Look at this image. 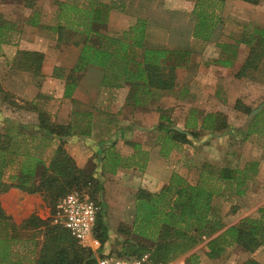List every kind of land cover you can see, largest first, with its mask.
<instances>
[{
	"label": "crops",
	"instance_id": "crops-1",
	"mask_svg": "<svg viewBox=\"0 0 264 264\" xmlns=\"http://www.w3.org/2000/svg\"><path fill=\"white\" fill-rule=\"evenodd\" d=\"M100 1L104 2H94ZM125 1V15L122 12L125 26L118 30L116 22L109 18L111 33H119L142 18L147 21L146 38L150 46L191 52L188 65L177 67L174 72L173 89L155 90L149 98L143 97L142 103L134 101L132 85L128 82L120 87L104 86L105 70L100 66L88 65L82 71H72L80 57L81 35L66 45L63 40L65 34L59 36L56 31L54 34H34L35 29L48 24L44 13L41 19L40 13L16 15L11 19L22 25L19 39L31 45V49L26 50L44 54L43 76H36L19 66L21 49L18 41L10 40L3 45L0 54L2 88L9 90L21 104L24 101L39 102L54 123L66 127V132L59 136L48 135L45 129L34 124L27 125L22 132L29 136H50L59 143L65 140L64 149L77 166L92 170L100 185L97 199L108 236L102 243L101 252L113 255L122 250L137 253L146 248L153 252L157 248L161 224L147 223L142 230L154 233L156 241L152 239L151 245L135 239V236L145 238L138 229L139 202L157 198L155 212L162 217L174 205L178 189L185 185L196 186L204 180V187L213 194L211 210L227 224L226 199L233 193L239 199L237 203L241 204V196L246 192L239 193L237 180H220L219 169L243 170L255 161L257 165L251 184L264 185V58L257 69L243 76L237 75L251 51V45L241 41L243 30L246 24L264 27V8L260 4L239 0V3L252 7L249 15L244 17L245 22H241L239 32L224 37L218 27L211 38L204 41L193 35L191 9L188 13L169 8L167 0ZM26 6L34 7L31 2ZM32 20L38 25H32ZM46 27L52 29L55 25ZM66 31L72 32L68 28ZM48 37L54 41L53 50L45 44ZM235 40H240V43L233 64L224 66L218 61L226 58V51L221 46ZM65 45L73 53L69 59H64L62 49ZM71 73L77 77L76 86L70 96H65ZM238 102H241V108L237 107ZM255 102L260 104L254 108ZM2 105L1 100L0 132L6 119L1 113ZM209 114H215L216 123L221 126L203 127L204 118ZM260 120L263 124L259 123ZM162 122L165 123L164 128L161 127ZM171 128L188 133L189 141H179ZM191 132H196L197 136L193 137ZM261 207L264 205H257L256 201L249 213L258 214ZM225 228L210 237L203 236L189 248L170 250L163 260L154 264H186L184 260H189L196 253L201 255V264H224L220 257H208L207 248L209 241ZM240 247L234 244L229 248L242 252ZM226 252L221 256L223 259ZM245 253L246 260L254 258L264 264V248ZM35 262L0 260V264Z\"/></svg>",
	"mask_w": 264,
	"mask_h": 264
},
{
	"label": "trees",
	"instance_id": "trees-1",
	"mask_svg": "<svg viewBox=\"0 0 264 264\" xmlns=\"http://www.w3.org/2000/svg\"><path fill=\"white\" fill-rule=\"evenodd\" d=\"M251 4H262L264 0H242ZM226 0H196L193 15L195 23L193 35L197 39L207 41L216 31L221 23V16L218 13ZM60 22L55 29L59 36H63L65 28L74 30L84 36L80 57L72 71H82L88 65H97L105 70L103 80L104 86L120 87L128 82L132 85L133 98L136 103H142V98H149L156 90H171L175 86V70L177 67L186 66L189 63L191 52L188 50H173L162 47L150 46L147 43V21L139 18L128 30L121 33H109L102 31L108 16L96 8H79L71 6L67 2L59 3ZM75 16V17H74ZM61 19L65 23L61 22ZM36 26L37 22L31 21ZM5 25H0V42L6 41ZM242 42L251 45L250 54L246 62L238 71L239 76L246 75L250 70L258 68L259 62L264 58V27L249 24L242 35ZM238 43H224L221 47L226 51L225 60H218L224 66H231L233 58L237 54ZM141 50L139 54L137 51ZM44 54L32 50H20L18 64L21 68L33 72L36 76H43L42 66ZM56 72V71H55ZM77 77L75 74L68 76L65 96H70L76 86ZM0 91L5 93V100L10 97L0 83ZM7 97V98H6ZM12 97V95H11ZM11 104H16L11 101ZM33 111L38 113V122L34 125L45 129L48 135L57 136L66 132V127L54 123L46 110L37 106L35 101L30 104ZM241 108V102L237 104ZM216 115L209 114L204 118L203 127L217 128ZM13 121V120H11ZM18 127L19 131L24 130L29 123H13L6 132H0V197L12 188H17L27 194L43 193L46 202L54 205L56 198L67 193L73 187H80L89 182H97L93 172L89 168L81 169L74 159L64 149L65 140H61L55 150V155L49 165L44 160V150L49 146L53 137L31 135L35 139L33 148L26 149L23 156L22 166L16 175V182L5 179L7 167L11 163V156H17L19 149H13V140L17 135L12 132V127ZM161 127H165L162 122ZM175 137L181 142H188V133L171 128ZM193 137L196 132H191ZM257 162L247 164L245 169L220 168L219 179L237 180L239 193L243 194V185L252 175L248 172L255 171ZM12 179L14 176L11 177ZM204 180L198 185H185L178 189V196L171 210L159 217L154 211L146 223L161 224L160 233L157 236V248H146L138 253L141 256L151 253L153 262L163 260L164 256L172 250L189 248L202 239L203 236L210 237L219 230L225 228L220 234L212 238L208 243L207 255L210 258H219L227 248L240 245L247 251H255L263 244L261 239L264 233V207L259 208V216H247L240 223L227 226L221 217L211 209L213 194L204 187ZM100 189V185L98 184ZM99 190H97L98 192ZM1 201V200H0ZM144 202L147 209L157 210L155 202ZM139 219V216H138ZM15 224L14 216L5 211L0 203V259L7 260L11 252V241L14 239L13 229L19 228ZM21 227H44V241L39 257L34 264H98L97 258L91 249L81 246L71 235L68 229L61 225L53 224L51 219H42L32 214L21 223ZM96 236L101 243L108 239L107 228L103 223L102 215H98ZM139 234L147 239H154L153 232L139 231ZM155 240V241H156ZM154 241V240H152ZM144 245V244H143ZM146 246V245H144ZM149 250V251H148ZM242 264H262L254 258L247 259Z\"/></svg>",
	"mask_w": 264,
	"mask_h": 264
},
{
	"label": "rangeland",
	"instance_id": "rangeland-1",
	"mask_svg": "<svg viewBox=\"0 0 264 264\" xmlns=\"http://www.w3.org/2000/svg\"><path fill=\"white\" fill-rule=\"evenodd\" d=\"M95 0H0V25H5L8 27L6 30L7 36L5 42H0V54L3 50V45L8 43L10 40L18 41L19 49L26 50L31 49V45L25 43L26 41L19 39V33L21 34V24H17L11 21L12 18H14L16 15L20 16H27V14L31 13V16L35 13H44L45 21L48 23L46 26H58L60 19H59V3L61 2H67L71 6H78L79 8H96L101 10L102 12H105L106 15L109 18H112L116 24V29H122L120 27L125 26V19L122 16V12L124 14L125 10V0H102L106 2H94ZM31 2L34 7L29 8L28 3ZM169 8L177 9L179 11H186L188 13L189 9H191V13L193 12L196 0H167ZM127 4V3H126ZM177 6V7H176ZM186 6V7H185ZM264 8V3L260 4ZM28 8V9H27ZM186 8V9H185ZM252 7H248L246 5H243L242 3H239V0H226L224 3L222 9L218 12L222 18L221 23L216 27V29L219 27L221 29L219 32L224 36H231L234 33L239 32V26L241 22H245L244 17H247L249 15V12H251ZM57 11L55 12V10ZM35 10V12H33ZM33 12V13H32ZM125 15V14H124ZM75 17V16H74ZM192 21L195 23V16L191 15ZM57 22V24H56ZM61 22L65 23L61 19ZM54 24V25H52ZM135 24V23H134ZM117 25V26H116ZM133 24H130L127 29L130 28V26ZM43 27L40 29H35L34 34L40 35L41 32L43 35L47 32H51V34H54L56 30L48 29L47 27ZM248 25L246 24L245 29ZM111 27L108 25V21L101 27L102 31H108L111 33ZM69 29V28H68ZM245 29L243 32H245ZM71 30V29H69ZM123 30V31H125ZM72 32L68 33L66 31V28L64 30V41L66 42V45L71 44V42L76 39L79 36L80 33L74 32V30H71ZM121 31V32H123ZM39 32V33H38ZM57 32V31H56ZM119 32V33H121ZM75 34V35H74ZM112 34V33H111ZM118 34V33H117ZM81 35V34H80ZM82 43L84 42V36L81 35ZM62 40V41H63ZM54 41L48 37V40L45 41V44L49 47L51 50H53ZM64 46L62 49V52L65 53L64 59H69L73 53L69 52V49L67 46ZM139 52V51H137ZM75 53V52H74ZM141 53V51H140ZM139 53V54H140ZM62 54V53H61ZM53 60V59H52ZM5 90V89H4ZM10 94V97L5 100V93H2L0 91V101H3V105L1 107V113L5 116V123L2 132H6L11 128L12 122L15 121L16 123H29L30 125H33L37 123L38 120V113L36 111H33L31 108L32 101H24V104H21L15 99V96L11 94L9 90H5ZM12 95V97H11ZM11 101H15L16 104H11ZM261 102V101H260ZM260 102H255L252 107H258ZM38 107L43 108L42 105L39 104V102H36ZM42 104V103H41ZM264 118V115H263ZM53 119V118H51ZM13 120V121H11ZM13 122V123H15ZM259 123L263 124V121L260 120ZM14 126V125H13ZM27 126V125H26ZM12 132L17 135L16 138L13 140V149H19V154L16 156H11V163L7 167V171L5 173V179L9 182L15 181L16 182V175L18 174L21 166L22 161H24L26 158L23 156V152L26 151V149L33 148V144L35 139H33L32 136L26 135V133H23L22 131L18 130V127H12ZM37 137H41V135H37ZM61 142V140H60ZM59 142L56 140H51L49 146L44 150V160L47 165L50 164L52 161L55 151L54 148L59 146ZM264 144V143H263ZM264 148V145L262 146ZM88 168V167H87ZM253 171L252 169L248 172V174L252 175L250 179H247L246 182L243 185H240L241 189L244 190L245 195L241 196V204L237 203L239 202V199H237L236 196L233 195V193L229 196V198L226 199L225 203V219L227 226L235 225L240 223V221L247 217V216H259L258 214H250L249 209L251 205L257 201V205H264V185H259L257 183H252L253 181ZM14 176L12 179L11 177ZM98 184L96 182H89L86 185H82L80 187H73L71 190H69L67 193L61 194L58 198H56L55 204L50 205L46 202L44 196L41 194H27L24 191H21L17 188H12L10 191L4 193L0 197V203L2 207L5 209V211L11 213L14 216V222L17 225H20L19 228L13 229V235L15 236L14 239L11 241V252L9 253V258L7 260H37L39 257L41 247L44 241V227H28L23 228L21 227V223L23 220L28 219L32 214L38 215L42 219H51V222L54 223V218L57 215V206L59 199L64 197L70 192L77 191L80 194H88L92 199H94L96 202H99L97 199V190ZM233 192V191H231ZM238 200V201H237ZM236 203V204H235ZM155 211V209H147L146 205L143 202H139L138 205V229L144 230L145 225L147 224V220H149L152 216V213ZM222 213V207L220 204V214ZM230 223V224H229ZM99 239V238H98ZM135 239L139 242H145L148 246L152 244V241L150 239L141 238L139 236H135ZM203 239V238H202ZM261 239L263 240V244L258 247L260 249L264 248V233L261 236ZM155 241V239H154ZM243 251L239 252L238 250H235L233 248H227V252L225 259L220 257V261H224V264H240L242 260H246L247 256L246 253L248 252H254V251H247L240 247ZM256 248V250L258 249ZM91 249L93 252L92 248ZM117 251V250H116ZM115 252V251H113ZM230 252V253H229ZM228 253V254H227ZM120 257L128 256L130 258L138 257V253H130V252H124L123 250L120 252H115V255ZM199 254H193L189 260H184V263L186 264H201ZM250 259V258H249ZM2 260V259H0Z\"/></svg>",
	"mask_w": 264,
	"mask_h": 264
},
{
	"label": "built area",
	"instance_id": "built-area-1",
	"mask_svg": "<svg viewBox=\"0 0 264 264\" xmlns=\"http://www.w3.org/2000/svg\"><path fill=\"white\" fill-rule=\"evenodd\" d=\"M54 223L68 229L78 243L85 248H92L98 264H154L150 254L141 256L119 257L102 251V243L95 234L101 204L88 194L73 191L60 198Z\"/></svg>",
	"mask_w": 264,
	"mask_h": 264
}]
</instances>
